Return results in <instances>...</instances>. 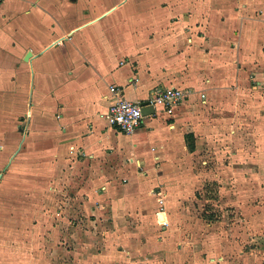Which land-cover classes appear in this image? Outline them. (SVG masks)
Listing matches in <instances>:
<instances>
[{
    "label": "crops",
    "instance_id": "0c3cea01",
    "mask_svg": "<svg viewBox=\"0 0 264 264\" xmlns=\"http://www.w3.org/2000/svg\"><path fill=\"white\" fill-rule=\"evenodd\" d=\"M228 15L231 36L225 28ZM220 43L235 47L224 55ZM227 60L233 64L225 65ZM251 76L254 109L264 114V0H3L0 5V85H20L27 93L25 130L19 128L9 161L26 151L55 157L56 171L63 172L69 161L84 165L82 172L91 181L85 182L87 191L97 184L112 194L115 180H104L115 174L140 189L150 178L160 181L164 172L187 169L185 159L194 150L185 136L194 139V123L208 108H221L228 90L240 95ZM111 86L139 101L165 86L188 95L170 112L158 104L126 134L107 125L103 116L115 97ZM259 130L254 131L258 136ZM98 158H115V165L101 166ZM113 203L127 205L128 200ZM62 212L56 218L41 213L47 253L56 245L48 248L47 238L60 242L64 234L53 221L70 218ZM164 212H157L159 220L166 218ZM70 233L76 241L71 264H126L106 259L113 253L109 242L103 243L102 258L94 259L93 250L100 252L91 246L93 231ZM235 247L234 258L222 255L208 264H261L253 250ZM37 254L24 263L43 264L34 262ZM176 262L168 253L158 264Z\"/></svg>",
    "mask_w": 264,
    "mask_h": 264
},
{
    "label": "rangeland",
    "instance_id": "374dc122",
    "mask_svg": "<svg viewBox=\"0 0 264 264\" xmlns=\"http://www.w3.org/2000/svg\"><path fill=\"white\" fill-rule=\"evenodd\" d=\"M227 18L231 25L225 28L231 36L233 23L230 15ZM233 47L218 45L224 55ZM229 63L233 61L225 65ZM252 77L245 80L240 95L228 90L221 108H208L206 116L194 123L197 136L194 151L185 159L187 169L181 166L164 172L160 181L150 178L148 186L140 189L126 185L120 174L111 175L104 181L115 180L114 192L105 194L96 184L88 190L93 195L86 190L89 175L82 172L84 165L75 167L69 161L63 172L56 171L55 157L26 151L9 161L19 128L25 130L27 93L20 85L13 89L1 82L0 264H25L34 252L38 253L35 263L71 264L76 244L70 236L73 229L94 232L91 246L100 252L93 250L94 259L102 258L103 243L109 242L113 253L105 254L106 259L126 264H158L167 260L168 253L177 264H208L222 255L234 258L235 246L253 250L264 264V114L252 103ZM256 129L260 136L254 133ZM109 159L97 162L114 167L115 158ZM122 198L128 200L127 205H114ZM58 211L70 218L53 221L64 234L60 242L47 238L48 248L56 244L47 253L46 233L40 232L45 230L41 213L56 218ZM157 212H164L166 218L159 220Z\"/></svg>",
    "mask_w": 264,
    "mask_h": 264
},
{
    "label": "built area",
    "instance_id": "2783aa9c",
    "mask_svg": "<svg viewBox=\"0 0 264 264\" xmlns=\"http://www.w3.org/2000/svg\"><path fill=\"white\" fill-rule=\"evenodd\" d=\"M2 3L3 0H0V5ZM110 91L115 94V97L103 114L107 125L122 133L130 134L141 126L145 117L142 112L141 101L131 100L122 96L117 86H111ZM187 95L188 92L179 87L165 86L155 88L146 100L153 107V110L159 104L164 110L170 112ZM201 97H204V94H201Z\"/></svg>",
    "mask_w": 264,
    "mask_h": 264
},
{
    "label": "water",
    "instance_id": "95a60500",
    "mask_svg": "<svg viewBox=\"0 0 264 264\" xmlns=\"http://www.w3.org/2000/svg\"><path fill=\"white\" fill-rule=\"evenodd\" d=\"M29 52L26 54L25 58L24 59H27V57L29 56ZM140 104L142 105V112L144 115H148V114H151L153 113V107L148 103L147 100H143L140 102Z\"/></svg>",
    "mask_w": 264,
    "mask_h": 264
},
{
    "label": "trees",
    "instance_id": "16d2710c",
    "mask_svg": "<svg viewBox=\"0 0 264 264\" xmlns=\"http://www.w3.org/2000/svg\"><path fill=\"white\" fill-rule=\"evenodd\" d=\"M186 138V143H187V147L190 151H193L194 149V139H193V136L189 135L188 134L185 136Z\"/></svg>",
    "mask_w": 264,
    "mask_h": 264
}]
</instances>
